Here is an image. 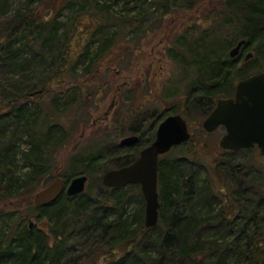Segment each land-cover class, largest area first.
I'll use <instances>...</instances> for the list:
<instances>
[{"label": "trees", "instance_id": "1", "mask_svg": "<svg viewBox=\"0 0 264 264\" xmlns=\"http://www.w3.org/2000/svg\"><path fill=\"white\" fill-rule=\"evenodd\" d=\"M77 1L80 18L89 9L94 14L85 31L88 42L70 53L72 37L67 29L61 30L59 20ZM144 1L0 0V220L9 224L6 229L0 223V264H264V190L253 174L255 164L242 160L253 149L221 151L220 159L213 157L208 166L198 136L192 134L175 148L179 156L172 155L173 150L162 155L160 220L154 228L145 225L146 202L138 185L110 189L98 178V197L90 193L94 190L90 184L89 192L76 197L64 194L51 205L33 203L39 184L51 181L48 171L55 169L59 153L71 141V130L87 115L77 112L89 106L85 84L100 81L103 67L122 64L141 40L138 31L152 32L144 27L148 15L137 12ZM153 1L162 19L171 10L193 9L201 0ZM224 4L222 12L217 10L220 18L215 17L207 29L216 37L224 27L233 28L232 45L246 41L241 54L231 58L230 52L222 56L220 46H204L201 41L207 34L198 38V28L184 32L168 56L175 61L191 58L181 66L187 73L193 68L199 78V88L189 90L186 109L173 104L167 112H153L150 140L143 126L132 128L138 142L123 147L124 152L111 160L90 155L70 159L66 181L86 175L90 182L107 161L114 164L104 168L103 175L133 164L153 142L156 126L164 118L182 113L188 122L191 105L207 117L217 100L234 94L238 78L249 77L245 71H264L252 61L239 67L245 49L255 48L264 56V0ZM227 11L230 17L222 14ZM100 33L103 38L91 49L90 34L93 40ZM76 73L84 85L74 80L73 89L54 88L57 80L78 79ZM133 109L141 115L147 106ZM11 201H18V206L7 210ZM132 202L140 207L129 214ZM33 219L37 222L31 228L27 222Z\"/></svg>", "mask_w": 264, "mask_h": 264}, {"label": "rangeland", "instance_id": "2", "mask_svg": "<svg viewBox=\"0 0 264 264\" xmlns=\"http://www.w3.org/2000/svg\"><path fill=\"white\" fill-rule=\"evenodd\" d=\"M224 1L226 0H201L193 9L180 8L171 10L167 17L162 19H160L159 15L161 13L157 10L153 0L143 2L141 9H138L137 12L142 11L145 16L148 15L144 27H151L149 29L152 32L146 34L145 32L138 31L141 40H138L137 45H133V51L130 55L126 54L124 62L118 66L103 67L100 81L85 84V88L87 89L83 90V94L89 92V106L79 108L77 112L80 116H83L85 113L87 115H84L85 117L82 119L81 125L71 130V141L59 153L58 164L55 169L48 171L52 177L49 184L56 178L57 171L58 175L65 179L69 176L71 172L69 166L71 165L70 159L72 160L75 156L85 157L90 155L95 159L111 160L112 156L124 152L123 147L134 146L136 143L129 146L121 145L122 140L135 135L131 132L134 127L143 126L148 135L146 139L150 140L149 138L153 134L152 128L155 127V123H153L155 117H151L153 112H167L173 104L179 105L182 108L181 110H183L188 100L189 90L199 88L198 83L200 81L199 78H195L193 68L187 73L185 67L181 66L182 64L191 62V58L179 54L183 56L180 58L182 60H172L168 56L169 50L176 40L182 38L184 32L198 28L200 33L197 36L198 38H201L203 33L207 34L204 35L206 37H204L205 40L201 41L204 43V46H211V44L213 46H220V50L223 51L222 56L229 54L235 47L232 45L235 41L232 32L233 28L224 27L225 30H221L218 33H221V35H217L216 37L212 34L211 30L207 29L214 22L213 19L215 17L220 18L218 17L217 10L222 12L221 10L225 8ZM77 2V5H73L70 9L65 10L59 20L61 30L65 31L67 29L65 32H69L72 37L70 53H77V50L79 52L84 48L83 45L88 42V38H86L88 34L85 31L92 20L91 15L94 14V12L90 13L89 9L86 17L80 18L83 14L75 12L80 6V1ZM117 11L121 12L123 8H119ZM222 14L228 15V17L231 16V13L228 11ZM103 33L96 34L93 40V36L90 34L91 49L96 43L100 42L103 38ZM189 44L191 43L189 42ZM248 53L253 54L248 61H252V64L257 62V68L264 69V56L258 54L255 48L253 50H244L239 67H242L244 62H248L245 60ZM257 71V69H252L249 72L245 71L244 74L249 73L248 75L252 76L258 73ZM76 74H79L76 77L78 79L67 77L66 79L57 80L56 83H53L54 88L69 87L73 89L77 86L74 80L84 85V81H82L83 77H81L80 73ZM239 81L240 78L235 81V88ZM142 96L145 97L144 101L142 100ZM83 104L86 105V102H83ZM112 104L113 107L111 108ZM134 105L147 106L146 113L141 115L134 113ZM193 106L191 105L190 109H187L191 112L188 117L192 119L188 120L190 131L193 135L198 136L197 144L202 150L201 154L207 160L206 164L209 166L213 162V160L211 161L213 157L220 159L221 151H223L220 147V140L225 134V128L220 127L214 133H208L209 136H202V125L206 117H202L201 112L194 111ZM25 147L24 144L23 148ZM175 148H173L172 155L179 156L180 151H177L178 148ZM242 160L255 164L254 170L256 171L253 174L258 177L261 183L259 189L264 190V157L261 151L255 147L253 148V152L245 155V158ZM113 164L107 161L104 166L100 165L98 170L94 172L93 177L87 185L90 187L91 184V188H94V190L90 191L93 197H98L97 195L101 194V190L97 186L99 179L102 181L103 169L110 168ZM24 170L26 171L27 168ZM39 185L40 187L32 195L33 203L34 196L48 186L44 184ZM88 190L89 188L86 192H89ZM18 203V201H11L5 208L7 210H14L17 208ZM139 207V203L132 202L127 207V212L131 214L137 211ZM16 212L20 215V211ZM4 220H0V223L3 228L7 229L9 224L8 222L4 223ZM30 222L35 224L37 221L33 219L28 221L27 224ZM80 245L81 243L78 244V246Z\"/></svg>", "mask_w": 264, "mask_h": 264}, {"label": "water", "instance_id": "3", "mask_svg": "<svg viewBox=\"0 0 264 264\" xmlns=\"http://www.w3.org/2000/svg\"><path fill=\"white\" fill-rule=\"evenodd\" d=\"M245 45V40L240 41L230 51L231 58L237 57ZM252 56V53H248L246 61ZM221 126L226 128L220 140V147L224 151L235 152L258 147L264 157V71L241 80L235 98L218 100L216 108L203 122V129L208 133L215 132ZM190 138L187 120L181 114L170 115L160 122L155 139L141 151L133 164L109 170L102 176V182L107 188L129 184L140 186L146 202L147 228L156 227L160 220V157L188 142ZM138 140V136H131L122 140L121 145H134ZM56 174L54 181L34 196L36 205H51L64 194L76 197L86 191L89 181L86 175L75 177L68 183L58 172ZM33 226L31 222L30 227Z\"/></svg>", "mask_w": 264, "mask_h": 264}, {"label": "flooded vegetation", "instance_id": "4", "mask_svg": "<svg viewBox=\"0 0 264 264\" xmlns=\"http://www.w3.org/2000/svg\"><path fill=\"white\" fill-rule=\"evenodd\" d=\"M241 52H242V50H241ZM243 53H244V51H243ZM235 92H236V88H235ZM235 92H234V94L232 96H230V97H222L221 99H233V98H235Z\"/></svg>", "mask_w": 264, "mask_h": 264}]
</instances>
